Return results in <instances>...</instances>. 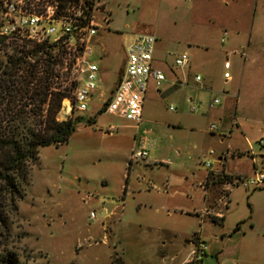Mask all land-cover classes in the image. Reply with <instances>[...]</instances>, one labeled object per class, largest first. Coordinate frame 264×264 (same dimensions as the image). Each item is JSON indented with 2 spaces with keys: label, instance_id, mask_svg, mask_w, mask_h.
<instances>
[{
  "label": "rangeland",
  "instance_id": "1",
  "mask_svg": "<svg viewBox=\"0 0 264 264\" xmlns=\"http://www.w3.org/2000/svg\"><path fill=\"white\" fill-rule=\"evenodd\" d=\"M94 5L105 10L93 13L100 27L92 43L91 61L99 69L95 92L85 112H70L74 131L68 141L38 150L11 224L12 246L20 263L181 264L192 243L203 236L208 241L202 264H264V245H248L251 233L264 229V187L245 190L215 182L209 183L207 196L201 187L207 174L220 169L221 153L228 152L230 169L248 165L245 159L230 157L236 147H244L231 112L224 115L225 122L218 121L223 91H237L234 82L223 85L221 56L219 66L216 62L209 70L212 91L202 82L174 88L168 77L159 93L150 85L138 128L100 109L124 70L123 50L133 35H155L156 59L174 70V57L187 49L192 27L185 17L190 3L94 0ZM193 30L199 38L204 29ZM229 61L240 62L233 57ZM254 74L255 70H247L241 87L251 90L248 83ZM100 91L104 96L99 100ZM251 97L248 93L246 98H231L239 110L264 113V95L259 100ZM214 99L220 105L212 108ZM57 119L63 121L60 115ZM109 125L117 131L104 134ZM210 126L215 129L209 131ZM136 147H143L147 157L130 160ZM261 149L252 144L254 155ZM209 205L221 211V225L207 218L204 209ZM250 247L255 254H249Z\"/></svg>",
  "mask_w": 264,
  "mask_h": 264
},
{
  "label": "built area",
  "instance_id": "2",
  "mask_svg": "<svg viewBox=\"0 0 264 264\" xmlns=\"http://www.w3.org/2000/svg\"><path fill=\"white\" fill-rule=\"evenodd\" d=\"M94 10L104 13L103 5H94V0H0V62L10 58L16 64V75L35 66L36 75L43 76L44 66L49 64L47 82L49 91L61 96L59 114L63 120L70 112H85L95 92L98 66L91 61L92 43L100 27L94 21ZM104 23L108 22L102 17ZM156 38L149 34L133 35L125 48V63L122 77L114 90L101 101L100 109L112 116L131 122L137 128L141 124L144 99L150 83L159 88L164 74L152 65ZM188 58L181 54L174 59V66L182 70ZM224 71L229 63L223 64ZM224 79L229 73L224 72ZM199 84L200 76L193 78ZM104 93L98 92V99ZM219 104L214 99L210 107ZM114 125L107 126L103 133L117 131ZM210 126L209 131H213ZM264 147V133L257 140ZM248 155L255 157L251 150ZM214 153L210 151L209 156ZM147 157L143 147H136L130 160ZM206 167L210 164L204 163ZM245 190L264 187V165L252 177L234 181V186ZM233 186V187H234ZM94 219V215L90 214ZM183 264H201L206 256L205 243L198 238L192 243Z\"/></svg>",
  "mask_w": 264,
  "mask_h": 264
},
{
  "label": "crops",
  "instance_id": "3",
  "mask_svg": "<svg viewBox=\"0 0 264 264\" xmlns=\"http://www.w3.org/2000/svg\"><path fill=\"white\" fill-rule=\"evenodd\" d=\"M186 2L190 3V8L186 13L185 21L192 28L185 41L186 52L181 54L187 56V66L182 70L174 66V59L181 54L176 55L173 59L174 70L169 68L165 62L157 60L155 57L156 52H158L156 43L152 56V65L164 74L165 80L162 84L167 81L168 77L171 80L170 84L174 88L188 87L190 83L197 86L202 82L203 88L212 91L214 86L212 84V74L209 73L210 68L214 67V63L216 62L217 66H219L220 56L222 57V64L229 63V69L223 71V73L229 72V78L223 79V85L227 86L230 82H234L237 85V91L233 90V93L223 91L226 96L223 98L224 103L220 110L222 119L218 118V121L225 122L226 118L224 115L226 112H231V120L236 131L242 137L244 147H236L230 157L233 161L245 159L248 165L246 164L242 167L243 169L228 168V152L226 151V153H221L217 157L220 169L209 174L213 176L224 174L235 178V180L248 178L264 165V147L253 158L247 153L248 149L252 151V144L257 143L259 137L264 133V113H246L244 107L239 110L236 107L237 100L231 97L243 96V98H246L248 97V93H250L252 100H259L261 95H264V0H186ZM198 26H201L204 30L201 31V36L196 38L193 28ZM100 53L105 54L103 50ZM123 56L125 63V49L123 50ZM229 57L237 58L240 62L232 65ZM99 60H101V57H99ZM247 70H255L254 77L248 83L252 87L251 90L241 87ZM122 74L123 71L119 74L115 86L122 77ZM196 75L201 78L199 84L193 80ZM150 85H152L151 88L155 93H159L161 86L155 88L152 83ZM218 105H220V102ZM239 112H242L240 114L241 117ZM230 126H232L231 122ZM253 132L256 133L255 137L252 134ZM230 135L231 132H229ZM208 188L204 191L205 196L209 192ZM204 200L206 203L207 199L204 198ZM204 211L207 218L210 216L208 219L211 221V218L218 219L223 216L220 210L210 205ZM251 228L253 229L254 226L251 225ZM198 239L204 243L208 241V238L203 236H200ZM248 243L249 246L253 244L251 246H255V248L264 245V229L261 231L256 229L254 233H251ZM187 244H190V242ZM255 248L250 247L249 254H255ZM243 251L247 252L246 250ZM187 255L181 264L186 260ZM241 255V251H239L237 258L240 259ZM245 264L247 263L245 262Z\"/></svg>",
  "mask_w": 264,
  "mask_h": 264
},
{
  "label": "trees",
  "instance_id": "4",
  "mask_svg": "<svg viewBox=\"0 0 264 264\" xmlns=\"http://www.w3.org/2000/svg\"><path fill=\"white\" fill-rule=\"evenodd\" d=\"M4 61L0 62V264H21L13 250L11 232L17 203L24 196L38 150L66 143L74 122L72 118L57 119L61 96L49 91L48 63L43 76L38 77L35 66L17 76V63L10 58ZM234 180L224 174H208L201 187L206 191L208 184L215 182L234 186ZM211 219L221 225L223 216ZM111 264L123 263L114 260Z\"/></svg>",
  "mask_w": 264,
  "mask_h": 264
},
{
  "label": "water",
  "instance_id": "5",
  "mask_svg": "<svg viewBox=\"0 0 264 264\" xmlns=\"http://www.w3.org/2000/svg\"><path fill=\"white\" fill-rule=\"evenodd\" d=\"M107 211H108V209H107Z\"/></svg>",
  "mask_w": 264,
  "mask_h": 264
}]
</instances>
